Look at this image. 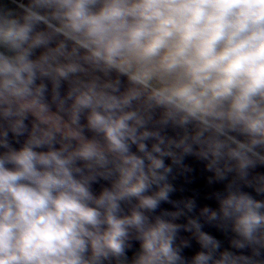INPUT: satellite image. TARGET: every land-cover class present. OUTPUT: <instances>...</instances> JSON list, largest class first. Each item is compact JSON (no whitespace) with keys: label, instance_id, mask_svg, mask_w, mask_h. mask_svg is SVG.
Segmentation results:
<instances>
[{"label":"clouds","instance_id":"clouds-1","mask_svg":"<svg viewBox=\"0 0 264 264\" xmlns=\"http://www.w3.org/2000/svg\"><path fill=\"white\" fill-rule=\"evenodd\" d=\"M260 168L264 0H0V264H264Z\"/></svg>","mask_w":264,"mask_h":264},{"label":"crops","instance_id":"crops-1","mask_svg":"<svg viewBox=\"0 0 264 264\" xmlns=\"http://www.w3.org/2000/svg\"><path fill=\"white\" fill-rule=\"evenodd\" d=\"M187 163L193 168V172L187 178V181L184 178H180L177 183L182 185L185 188L184 195H194L199 193L201 203H212L211 201H205L203 199L204 194L209 192L211 189L206 187V173L203 172L202 165L193 159H189ZM258 171H264V168L258 169ZM215 187H220L216 185ZM250 191V190H249ZM254 194V193H253ZM255 195V194H254ZM259 198V197H257ZM164 208H170L169 205H163ZM218 238L224 240V237L219 233H215ZM225 246H227V241L225 240Z\"/></svg>","mask_w":264,"mask_h":264}]
</instances>
